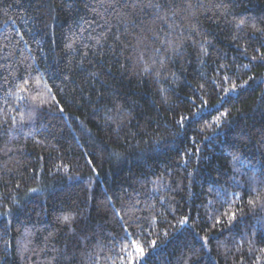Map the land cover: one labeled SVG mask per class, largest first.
Returning a JSON list of instances; mask_svg holds the SVG:
<instances>
[{"label": "trees", "instance_id": "obj_1", "mask_svg": "<svg viewBox=\"0 0 264 264\" xmlns=\"http://www.w3.org/2000/svg\"><path fill=\"white\" fill-rule=\"evenodd\" d=\"M262 32L264 0H0V264H264Z\"/></svg>", "mask_w": 264, "mask_h": 264}, {"label": "snow or ice", "instance_id": "obj_2", "mask_svg": "<svg viewBox=\"0 0 264 264\" xmlns=\"http://www.w3.org/2000/svg\"><path fill=\"white\" fill-rule=\"evenodd\" d=\"M109 7H112L113 6V4L112 3H110L109 5H108ZM241 23H243V21H241ZM237 27H239V25H237ZM262 35H264V32H262ZM261 47H264V44H261ZM252 59H256V57L254 56V57H252ZM260 59H261V61H264V54H261V56H260ZM247 67V66H246ZM147 71V70H146ZM224 79H227V76H225L224 77ZM23 91H26V89H22ZM232 90H235V85H233V89ZM229 99H231V97L229 96ZM227 102V101H226ZM206 103V102H205ZM43 108V104H37L36 105V108L34 109V110H39V109H42ZM59 111H61V112H63L64 111V109L61 107V108H59ZM225 115H227V113H225ZM118 155V154H117ZM235 158V157H234ZM33 191H36L35 189H33ZM249 203L250 204H252L253 202L252 201H249ZM231 219H236V213H232V215H231ZM64 220L65 221H68L69 220V218L68 217H65L64 218ZM185 222H186V220H185ZM153 244H155V242H153ZM138 251L140 252V254H141V256L142 257H144V249L143 248H138ZM144 264H147V259H145L144 260Z\"/></svg>", "mask_w": 264, "mask_h": 264}]
</instances>
